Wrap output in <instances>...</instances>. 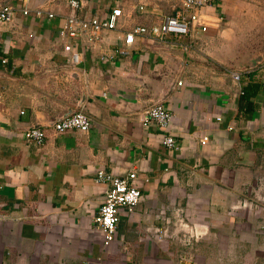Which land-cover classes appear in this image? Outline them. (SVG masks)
Segmentation results:
<instances>
[{
  "label": "crops",
  "instance_id": "obj_1",
  "mask_svg": "<svg viewBox=\"0 0 264 264\" xmlns=\"http://www.w3.org/2000/svg\"><path fill=\"white\" fill-rule=\"evenodd\" d=\"M179 1L81 0L80 17L121 15L115 30L69 41L77 63L62 50L58 16L15 12L0 25V264H264V54L236 59L252 53L242 39L264 37V0H211L205 33L134 36L116 53L124 33L159 24ZM47 4L68 14L63 0L29 7ZM154 103L171 114L174 151L141 125ZM78 107L89 130L54 133ZM30 127L42 145L25 142ZM98 171L133 173L140 192L106 250L92 222Z\"/></svg>",
  "mask_w": 264,
  "mask_h": 264
},
{
  "label": "built area",
  "instance_id": "obj_2",
  "mask_svg": "<svg viewBox=\"0 0 264 264\" xmlns=\"http://www.w3.org/2000/svg\"><path fill=\"white\" fill-rule=\"evenodd\" d=\"M63 1L68 9V14L64 16L49 10V4L30 8V0H20L19 7H13L8 4L1 5L0 25L10 24L15 12H18L22 16L32 15L33 17L44 18L48 21L58 16L61 21L58 38L62 44V50L65 53H70V61L72 63H77L78 55L77 53H71V43L69 41L73 39L82 40L84 37H88L89 39L91 35L101 30H115L117 20L121 13L119 9L114 8L103 20H99L96 17L83 18L80 17V11L82 9L81 0ZM210 7L211 0H180L179 8L174 11L171 17L164 18L159 24L149 28L134 27L124 33L122 46L116 53L124 55L126 49L130 47L134 36H148L155 40H160L167 36H171L174 40L185 37L190 41L194 38L196 30L200 33L206 32L202 15ZM141 9L139 7V10ZM190 44L189 42L186 45H182V50H191ZM230 76L235 82L240 78L238 72H231ZM170 119L171 114L165 110L162 104L154 103L143 110L141 125L147 126L152 124L157 127L164 133L161 140L162 146L167 151H174L177 149V145L173 137L167 132ZM216 120L218 121L219 119ZM89 127L90 120L82 107H78L75 111L51 123V128L54 133H63L69 130L86 133ZM23 138L26 143H32L35 146L42 145L44 141L43 134L37 127L26 129L23 133ZM206 141L207 138L202 137L199 142L201 145H205ZM133 179V173H127L122 177H112L102 171L96 172L93 179L94 183L105 185L102 202L92 218L94 227L100 233L101 248L103 250H106L114 241L120 209L131 213L140 200V192L133 185Z\"/></svg>",
  "mask_w": 264,
  "mask_h": 264
},
{
  "label": "rangeland",
  "instance_id": "obj_3",
  "mask_svg": "<svg viewBox=\"0 0 264 264\" xmlns=\"http://www.w3.org/2000/svg\"><path fill=\"white\" fill-rule=\"evenodd\" d=\"M242 42L246 43L244 49H251L252 53H242V55H236V59L244 57H262L264 54V37L242 39Z\"/></svg>",
  "mask_w": 264,
  "mask_h": 264
}]
</instances>
